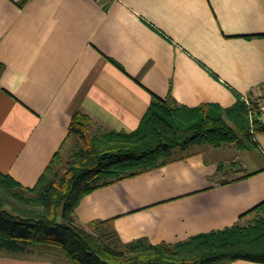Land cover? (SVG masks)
<instances>
[{
  "label": "crops",
  "instance_id": "0c3cea01",
  "mask_svg": "<svg viewBox=\"0 0 264 264\" xmlns=\"http://www.w3.org/2000/svg\"><path fill=\"white\" fill-rule=\"evenodd\" d=\"M20 1L0 0V172L24 187L68 145L77 111L92 130L129 132L154 98L225 109L236 93L264 95V0ZM254 141L198 145L84 195L75 215L109 222L124 243L247 224L264 201V134ZM34 252L1 250L0 264H71Z\"/></svg>",
  "mask_w": 264,
  "mask_h": 264
},
{
  "label": "trees",
  "instance_id": "16d2710c",
  "mask_svg": "<svg viewBox=\"0 0 264 264\" xmlns=\"http://www.w3.org/2000/svg\"><path fill=\"white\" fill-rule=\"evenodd\" d=\"M27 1L21 0L20 6ZM236 95V103L225 109L154 98L138 127L129 132L93 133L89 116L75 112L69 133L82 147L65 162L57 153L33 187L0 172V249L16 254L61 249L71 264H223L236 259L264 263V201L246 213L255 214L247 224L176 243L154 244L144 238L124 243L109 222L84 225L75 215L84 195L182 159L198 145L253 147L255 134H264L260 102Z\"/></svg>",
  "mask_w": 264,
  "mask_h": 264
},
{
  "label": "rangeland",
  "instance_id": "374dc122",
  "mask_svg": "<svg viewBox=\"0 0 264 264\" xmlns=\"http://www.w3.org/2000/svg\"><path fill=\"white\" fill-rule=\"evenodd\" d=\"M253 100V99H252ZM254 100H259L260 104H264V95L263 96H260L258 98H254ZM93 127L91 126V129ZM94 129V128H93ZM91 132L93 133H99L101 131H96V130H91ZM82 147V143L81 141L77 138L76 135H73L69 142H68V145L62 150L60 151L59 153V157L60 159L65 162L72 153H74L77 149L81 148ZM197 149H200V147H198ZM1 251V249H0ZM2 251H7L5 249H2ZM36 252L35 255H38V257H40L41 255H49L50 252L46 251V250H42V249H39V250H34ZM59 252L62 253L61 249H59Z\"/></svg>",
  "mask_w": 264,
  "mask_h": 264
},
{
  "label": "built area",
  "instance_id": "2783aa9c",
  "mask_svg": "<svg viewBox=\"0 0 264 264\" xmlns=\"http://www.w3.org/2000/svg\"><path fill=\"white\" fill-rule=\"evenodd\" d=\"M104 1L108 3V1H106V0H104ZM243 98L245 99L246 102H249L248 97L243 96ZM260 110L263 112L262 117L264 118V104H260Z\"/></svg>",
  "mask_w": 264,
  "mask_h": 264
}]
</instances>
